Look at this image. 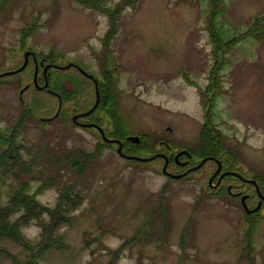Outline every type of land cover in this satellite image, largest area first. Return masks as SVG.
Masks as SVG:
<instances>
[{
    "label": "rangeland",
    "instance_id": "obj_1",
    "mask_svg": "<svg viewBox=\"0 0 264 264\" xmlns=\"http://www.w3.org/2000/svg\"><path fill=\"white\" fill-rule=\"evenodd\" d=\"M120 1L94 3L115 8ZM218 2L137 0L120 13L118 31L107 48L103 40L111 23L98 9L73 0H0V74L21 66L27 51L41 58L56 54L49 64L75 63L99 82L111 84L110 74L118 92L120 122L101 106L88 120L101 121L110 138L140 136L134 148L147 146L155 152L146 157L165 153L169 145L173 152H200L209 111L228 149L230 164L222 161L225 172L255 176L262 184L264 0ZM258 18H262L259 26L252 29ZM213 26L220 44L229 45L219 54L220 60L216 38L210 35ZM28 27L32 34L22 41V31ZM30 63L25 71L0 79V132L11 137L26 112L15 130V148L24 164H13L7 157L6 165L0 166V206L8 204L22 182L29 183V194L44 186L36 197L48 207L57 206L62 187L74 185L82 202L68 215L71 221L57 229L62 243L37 255V263L24 246L0 237V248L16 258L0 253V264H264V202L256 218L250 219L238 194L247 196L246 204L253 209L260 201L254 186L227 177L212 187L209 180L218 167L214 161L174 179L164 173L163 158L144 162L121 157L117 145H107L98 128L84 129L74 122L73 117L88 111L96 100L93 81L75 68L50 70L54 74L50 86L60 81L73 96L63 101L60 117L43 121L56 114L59 99L34 87L35 68ZM214 69V90L208 92ZM9 151L7 144H0V155ZM75 151L94 154L77 183L69 159ZM122 153L129 155L125 149ZM200 161L191 159L188 168ZM185 170L174 162L167 168L172 174ZM22 229L33 244L40 241L38 221ZM249 243L252 260L246 257ZM117 249L121 252L115 256Z\"/></svg>",
    "mask_w": 264,
    "mask_h": 264
},
{
    "label": "trees",
    "instance_id": "obj_2",
    "mask_svg": "<svg viewBox=\"0 0 264 264\" xmlns=\"http://www.w3.org/2000/svg\"><path fill=\"white\" fill-rule=\"evenodd\" d=\"M77 4L85 7V8H91V9H98L105 13L108 18L110 19L111 23V29L108 31L106 37L104 38V45L109 48V45L111 41L113 40L114 36L116 35L118 31V22L117 18L119 17L120 13L128 6V5H134L136 4L137 0H122L117 7L111 8L107 7L104 4H95L94 0H74ZM211 1V0H210ZM214 4H218V0H212ZM125 2V3H123ZM123 3V4H122ZM262 20V18H258L256 20V25H254V28H257L258 23ZM34 32V30H33ZM258 31H256L257 33ZM32 34V30L28 27L22 31V41H24L29 35ZM250 34V30L244 34L243 37ZM210 35L212 40L216 38L215 41H213L216 44V58L217 60H220V55L223 54L225 49L227 50L229 48V45H221L218 40V32L216 28L210 27ZM44 57H47L48 60L51 62L56 60V54H48ZM105 66V63L104 65ZM214 69L212 71V74L210 75L211 80V86L208 89V92L213 91L214 87H212V79L215 74ZM218 70V68H217ZM219 71V70H218ZM54 75V74H53ZM53 75H50L51 78H53ZM107 78L113 83V78L110 76V74L107 75ZM59 79V78H58ZM64 82V78H61ZM218 76H215L214 80H217ZM108 84L104 82L105 86H108L109 88L105 87L104 92L101 90V109L106 111L108 114H110L116 121L120 120L118 119L116 113H117V102H116V94H115V85L114 84ZM103 84V82H102ZM102 86L100 85V88ZM53 90L56 92H59L62 96L63 101H67L70 99L73 95L72 92L65 91L62 87V83L60 81H56L54 86L52 87ZM70 94L72 96H70ZM211 99H214V97H211ZM211 99L209 103L211 102ZM208 101V99H207ZM207 101L205 100L204 104L207 106ZM210 108H212V105H210ZM208 109V106H207ZM66 112V111H65ZM105 113V112H104ZM26 118V112L24 117H22L19 122L17 123L16 127L13 129L11 133V137L5 136L4 133L0 132V144L4 145L7 144L10 148V151L7 153H3L0 155V166L6 165V158L8 157V160L11 159L13 161V164H24V162L21 160V156L19 154V148H15V138L17 135L16 129L20 128L22 123L24 122ZM118 122V123H119ZM121 125L119 124V127ZM119 132V130H118ZM119 134V133H118ZM222 136L217 133L215 128L213 127V122L211 117H209V111L207 112L206 121L204 124V128L201 133V140H202V150L193 152L194 157L192 158V161H197L200 159H203L207 156H221V160L226 161L228 164H230L229 157L227 156L228 149L224 148V142L222 141ZM124 140V147L128 151L130 155H133L131 151H135L136 153H145L144 157H146V154H154L155 152L153 149H150V147L147 146H134L130 147L127 144L126 137ZM213 141V142H211ZM212 143V145H211ZM211 145V146H210ZM210 146V147H209ZM135 149H138L142 152H138ZM136 154V155H139ZM94 158L93 153H83L80 151L73 152L69 159L71 161L72 167L75 169L76 173L78 174L76 183L79 181V177L84 174L87 168V164ZM7 160V163H8ZM255 180L257 179L255 176L253 177ZM75 183V184H76ZM73 185V184H72ZM261 186L264 187V179H262ZM44 186H40L35 194H29L28 188L29 183L28 182H22L21 187L17 190H15L9 201L8 204L5 206H0V237H7L11 238L14 241L18 242L22 246H24L26 249L29 250L30 256L29 258L31 260H34V263L36 262L37 255L42 254L44 250H50L55 245H60L62 243L61 238L57 234V229L63 225L66 222L71 221V218L68 217L69 214H71L74 210L77 209V207L81 204L82 198L80 195L75 191L76 185L73 187H62L60 198L58 200V204L56 207L51 208L46 205H43L40 201L37 199V193L42 192ZM18 215L17 218L12 219L13 216ZM46 215H48L50 218L49 220H46ZM258 214L250 215L249 218L253 219L256 218ZM32 221H38L39 224L42 227L41 232V239L38 243L33 244L31 241H29L27 238H25L23 234V227H26L29 225ZM49 221V222H47ZM252 230L255 232V224H252ZM148 230L146 228L142 229L141 232L145 233ZM252 233H248L249 237L252 236ZM136 237L135 239H137ZM251 243H249L248 247L246 248V257L249 260H252V254H251ZM122 249V248H121ZM121 249H117L115 251V256L119 255L121 252ZM1 254H6L9 257L13 259H16L12 256L10 252H8L5 249L0 248ZM249 264H253L252 262Z\"/></svg>",
    "mask_w": 264,
    "mask_h": 264
},
{
    "label": "water",
    "instance_id": "obj_3",
    "mask_svg": "<svg viewBox=\"0 0 264 264\" xmlns=\"http://www.w3.org/2000/svg\"><path fill=\"white\" fill-rule=\"evenodd\" d=\"M31 55H33L34 58H36L34 53H32V52H27V53L25 54V62H24V64L21 66V68H19V69L16 70V71L3 73V74L0 75V77L5 76V75H10V74L20 73V72H22L23 70H25V68H26L27 65H28L29 57H30ZM35 62H36V73H35V76H34V84H35V86H36V88H37L38 90L43 91V90H45V89L48 88V85H49V84H48V81H46L45 86H40V85L38 84V81H37L38 67H37V61H36V60H35ZM71 66H72V64H69V65L64 66V67H57L56 65H52L51 67H56V68H59V69H63V70H65V69L70 68ZM49 67H50V66H48V67L45 68V72L49 69ZM79 70H80V72H82L84 75L89 76V75H88V74H87L82 68H79ZM94 81H95V83H96V103H95V105L93 106V108H92L90 111H88V112H86V113H83V114H80V115H77V116L74 117V119H73L74 122H76V123L79 124V125H80V123L78 122V119L81 118V117H87V116L91 115V114L96 110V108L98 107V105H99V103H100V101H101V95H100V92H99V88H98V85H97V81H96V80H94ZM24 91H25V89L21 91V94H22ZM50 92H51V93H54L53 91H50ZM57 96L59 97V100H60V108H59V111L57 112V114H56L55 117H57V116L59 115V113H60V111H61V107H62V98H61V96H60L59 94H57ZM82 126L87 127V128H89V127H98V126H94V125H92V124H86V125H82ZM98 129H99V131L101 132L104 141H106V142H108V143H116V144L118 145V152H119L121 155H123V156H125V157H127V158H129V159H138V160H143V161L148 162V161H154V160L157 159V158H163V159L165 160V165H164V169H163L164 173H165L166 175H168L169 177L174 178V179H181V178H183V177H186L187 175H189L190 173H192V172H194V171L200 170V169H201V168H202V167H203L208 161H211V160L216 161V163H217V165H218V168H217L216 172L213 174V176L210 178V180H209V184H210L212 187H217L218 185H220L221 181H222L225 177H228V176H235V177H238V178L241 179L243 182L254 185L255 188H256V190H257V193H258V195H259V197H260L259 204H258L257 207L254 208V209H249V208H248V206H247V204H246V199H247V197H243V198H242V205H243L245 211H246L248 214H254V213H256V212H259V211L261 210V208H262V205H263V202H264V195H262L261 190H260V187H259L258 183H257L255 180L244 178L241 174H239V173H237V172H230V171H229V172H224V173L220 176V178H219V183H218L217 185H215V186L213 185L214 180L218 177V175L220 174V172L222 171V168H223L221 162H220L219 160H217V159H214V158H205V159L202 160V162H201L199 165H197V166H195V167L189 169V170L186 171L185 173H182V174H171V173H169V172L167 171L168 164H169V161H170V159L168 158L167 155H165V154H157V155H154V156H152V157H150V158H144V159H143V158H139V157H134V156H126V155H124V154L122 153V142H121L120 140H112V139H109V138L106 137L105 132H104V130H103L101 127H98ZM129 139H130L132 142H134V143H139V142H140V138H139V137H130ZM185 153H187V152L184 151V152L179 153V154L176 156V158H175L176 161H179V158H180L183 154H185ZM182 165L185 166V165H187V163H184V164H182ZM228 190L230 191L231 188H228Z\"/></svg>",
    "mask_w": 264,
    "mask_h": 264
},
{
    "label": "flooded vegetation",
    "instance_id": "obj_4",
    "mask_svg": "<svg viewBox=\"0 0 264 264\" xmlns=\"http://www.w3.org/2000/svg\"><path fill=\"white\" fill-rule=\"evenodd\" d=\"M36 59H37V62H38V81H42L43 82V84L42 85H44L45 84V82L46 81H48L49 82V85H50V81H51V78H50V70L49 71H47V73L44 71V68H45V66H47L50 62H48V60H47V58H39V57H37V55H36ZM34 59L32 58L31 60H29V61H31V62H33L34 63V61H33ZM34 68H35V63H34ZM41 68H42V70H41ZM41 70V71H40ZM40 79V80H39ZM98 84H99V82H98ZM93 85H94V89H95V84H94V82H93ZM101 89L103 90V89H105V87H107V88H109L108 86H105V84L103 83V84H101ZM98 87H100V85H98ZM110 89V88H109ZM101 103V102H100ZM100 103H99V106L97 107V109L100 107ZM93 107V106H92ZM91 107V108H92ZM90 108V109H91ZM97 109H96V111H97ZM95 111V112H96ZM95 112H94V114H95ZM97 113V112H96ZM92 116V115H91ZM90 117V116H89ZM89 117H87L86 118V122H81V123H91V124H94V125H97V126H100L101 127V121H98V123L97 122H92V121H89L88 120V118ZM103 126V125H102ZM116 128V127H115ZM104 130H105V132H106V134L108 133L107 132V130L105 129V128H103ZM116 130H117V133H119L118 132V129L116 128ZM129 137H130V135H128V136H126V138L129 140ZM131 142V141H130ZM133 144V143H132ZM166 145V144H165ZM172 148V147H171ZM170 147H168V146H166V150L165 151H168V153H171V156H169L170 157V163H172V162H174V163H176L178 166H180V167H182V168H184V169H189L188 168V166H189V160H184V159H186V158H189V159H191V156H192V154H191V152L189 151V150H187L188 152H189V154L188 155H184V156H181L180 158H179V161H176L175 160V157H176V155L178 154V152L179 151H177L176 153H174L173 151H172V149H171ZM184 151V150H183ZM181 152V151H180ZM184 163H188V165L187 166H182V164H184ZM191 168V167H190ZM223 168H224V166H223ZM185 170V171H186ZM225 170L224 169H222V171H221V173H223ZM220 173V174H221ZM220 176V175H219ZM215 180H217L218 181V177L215 179ZM225 180V179H224ZM223 180V181H224ZM223 181H222V183H223ZM221 183V184H222ZM261 190H262V193H263V189L261 188ZM240 192V191H239ZM238 192V194H240ZM264 195V194H263ZM239 197H240V200H241V198H242V196H241V194L239 195Z\"/></svg>",
    "mask_w": 264,
    "mask_h": 264
}]
</instances>
